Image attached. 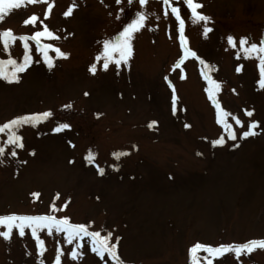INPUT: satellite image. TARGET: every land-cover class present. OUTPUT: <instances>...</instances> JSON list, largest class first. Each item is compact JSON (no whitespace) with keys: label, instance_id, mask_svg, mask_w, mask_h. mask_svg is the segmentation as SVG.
I'll use <instances>...</instances> for the list:
<instances>
[{"label":"rangeland","instance_id":"1","mask_svg":"<svg viewBox=\"0 0 264 264\" xmlns=\"http://www.w3.org/2000/svg\"><path fill=\"white\" fill-rule=\"evenodd\" d=\"M49 2L53 8L46 18L45 3L25 0L0 21V31L11 29L16 36H30L47 25L60 38L41 37V44L68 53L67 58L56 57L49 49L54 58L49 68L29 40L33 63L18 74L19 82L0 79V124L25 114H53L18 130L23 148L6 144L7 131L0 133L6 150L0 157V215L50 214L55 203L58 211L52 214L89 224L90 231L101 235L112 231L113 238L119 236L118 254L125 264H189V249L197 242L215 247L264 238V89L256 83L257 61L236 57L240 37L259 42L264 35V0H195L203 5L198 11L211 18L207 36L204 22L192 23L183 0H170V6L148 0L142 8L138 0L132 5L127 0L120 5L115 0ZM72 4L76 6L65 17ZM173 6L185 21L186 47L197 54L188 55L175 70L184 51ZM137 10L148 19L133 34L128 64L117 74L114 65L104 71L101 61L97 72L90 73L102 41L122 31ZM32 14L39 17L36 25H25ZM228 35L236 38V49L228 46ZM23 51L19 40L8 52L0 44V59L10 54L20 62ZM197 57L211 66L209 76L220 83L216 99L221 108L244 122L241 128L228 117L235 141L216 122L215 106L205 92L208 81L201 74L204 65ZM66 104L72 107L64 108ZM244 109L253 115L248 117ZM252 120L259 121L257 134L241 139ZM151 121L157 123L149 128ZM61 122L71 127L53 132ZM220 135L225 144L213 147L211 141ZM12 150L16 157L7 155ZM89 150L95 156L92 164L86 159ZM117 152L128 154L117 159ZM39 235L43 256L28 229L24 237L15 232L9 240L0 237V264H53L57 247L63 253L61 264H114L107 255L102 260L93 253L87 238L78 249L82 257L73 260L68 253L74 245L65 243L63 233L43 230ZM197 255L207 254L200 250ZM209 259L213 264H264V249L239 259L234 253Z\"/></svg>","mask_w":264,"mask_h":264},{"label":"snow or ice","instance_id":"2","mask_svg":"<svg viewBox=\"0 0 264 264\" xmlns=\"http://www.w3.org/2000/svg\"><path fill=\"white\" fill-rule=\"evenodd\" d=\"M187 5L188 9L191 10L192 23L196 24L199 22L203 23V34L207 36L209 32L212 31V28L208 27V21L210 17L198 11L202 8L203 5L195 2V0H183ZM25 3V0H0V21H3L5 14L10 12L12 9H19L22 4ZM29 4L35 3H45L47 5V10L44 12V17L46 18L53 8V3L49 0H27ZM117 5L122 3V0H115ZM128 5H132L134 0H127ZM148 0H138L139 6L142 8L147 5ZM165 6H170V0H163ZM75 4H72L68 7L67 11L63 12L65 17L69 16ZM123 8L120 9L122 13ZM171 13L175 16V20L179 22L178 32H179V42L180 47L184 51V55L180 56V59L173 65V70L178 68L180 64L183 63L185 58L188 55L196 57L197 54L191 49L186 47L187 38L185 36V21L181 18L180 11L178 7H171ZM165 16L168 15L167 8L164 12ZM158 18V17H157ZM117 19H121L118 15ZM148 16L145 12L137 10L134 18L131 19V22L125 23L122 27V31H119L116 35L106 38L102 41V49L97 53L94 63H92L88 71L92 74L97 72V64L102 61V69L107 71L110 65H114L117 74L122 67V65H127L129 58L132 55V38L133 34L138 32L145 26ZM39 17L35 14L30 15L27 19L23 21L25 25L31 24L36 25ZM40 23L43 24V20H40ZM41 37H49L53 39H59L60 37L55 36L53 31H50L47 25H44L42 31H34L30 36L29 35H20L16 36L11 29L0 31V44L3 46V51L8 52L11 43L16 42L17 40L23 42V57L20 62H17V59L13 58L10 54L7 59H0V79H3L9 83L19 82V73L25 72L30 65L33 63V57L31 55V49L29 45V40L36 43V50L42 54L43 62L49 67H53L54 58L49 55V49L54 50L56 57L67 58L68 53L61 51L59 47H53V44H41ZM228 46L232 49L237 48L236 38L232 35L226 37ZM243 55L244 59H255L257 61V67L259 69V79L256 81L259 89H264V35L259 39V42H250L248 37L239 38V50L236 52V57L239 59ZM200 60V63L204 65L202 69V76L205 80L208 81V87L205 88V92L210 101L216 109V122L225 129L227 133V138L235 141L237 139V133L233 130L232 125L228 121V117L231 116L235 121V124L244 128V122H242L238 117L233 116L232 113L227 112L221 108L220 103L216 99V93L220 90V83L212 79L209 76V71L211 66L207 65L202 59L197 57ZM39 62V58L37 59ZM242 65L236 67V71L240 72ZM181 78H184L181 75ZM165 80H168V77L165 76ZM169 86L172 87L171 81H168ZM234 91V90H233ZM88 95V93H85ZM177 96L173 88L172 93V111L173 114L177 110ZM64 108H71V104H66ZM245 114L248 117L253 115V110L244 109ZM53 114L49 111H44L42 113H31L16 116L7 122L0 124V133H5L7 131V140L5 141L8 145H14L15 148H23V138L18 134V130L23 125H31L35 127L38 123L46 120L51 117ZM156 121H151L148 123L147 127L152 128L155 125ZM186 128L190 125L185 124ZM259 126V121L252 120L247 124V130L240 132V138H246L248 136L256 135L255 129ZM71 126L68 123L61 122L55 128L52 129L53 132H59L64 129H69ZM224 135H220L219 138L211 141V145L222 146L225 144ZM235 146V145H234ZM5 148L0 146V157L5 156ZM34 154V152L32 153ZM127 152H117L113 155L119 159L120 156L127 155ZM199 154V153H198ZM11 157H16L18 153L15 150H12L7 153ZM87 161L92 164L95 162L94 153L89 150L86 156ZM4 163L3 159H0V164ZM97 171L99 174L104 173V169L99 165H96ZM33 196H38V193H33ZM59 194H57L58 196ZM58 211L55 203L51 205L50 214H40V215H26V214H17L9 213L0 215V237L5 240L11 239L13 233L15 232L20 237H24L26 234V229L30 230L31 237L35 240L36 249L40 256H43L45 252L44 240L41 239L39 235L43 230H47L48 235H52L53 231L56 233H63L64 241L67 244L74 245L71 248V251L68 253V256L76 260L78 257H82L83 253L78 252V249L82 248L83 245L81 241L87 238L88 243L91 246V251L95 253L102 260L105 258V255L109 257L114 264H125L118 254V242L120 240L119 236L113 238L112 231H108L105 235H101L100 231L92 230L90 231L89 224L83 223H70L67 216L58 217L55 214ZM264 249V238L261 239H250L243 243H229V244H220L218 246H211L208 244H203L197 242L194 246L189 249V264H200L201 259L206 260L207 264H213V260L209 257L219 258L224 256L226 253H234L235 257L239 259L242 254H248L253 252L255 249ZM202 250L206 253V256H198V251ZM62 250L60 247L56 248V254L53 261V264H61ZM40 264H44V261L41 260Z\"/></svg>","mask_w":264,"mask_h":264}]
</instances>
